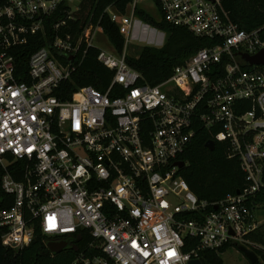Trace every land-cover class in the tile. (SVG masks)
<instances>
[{"label":"built area","instance_id":"1","mask_svg":"<svg viewBox=\"0 0 264 264\" xmlns=\"http://www.w3.org/2000/svg\"><path fill=\"white\" fill-rule=\"evenodd\" d=\"M146 1L160 21L211 41L154 85L126 51L94 43L102 29L94 13L81 31H63L80 3L0 0L2 246L24 248L39 232L75 249L71 264H190L247 246L261 224L264 65L241 54L264 50L263 27L240 28L222 0H132L124 12L105 10L126 45ZM49 25L56 35L23 64L22 48ZM92 48L113 72L109 87L82 86L62 100L56 89ZM201 129L228 143L245 175L242 189L218 201L201 200L175 164Z\"/></svg>","mask_w":264,"mask_h":264},{"label":"trees","instance_id":"2","mask_svg":"<svg viewBox=\"0 0 264 264\" xmlns=\"http://www.w3.org/2000/svg\"><path fill=\"white\" fill-rule=\"evenodd\" d=\"M132 0H81L80 9L75 13V20H70L64 32H79L83 29L91 14L92 20L97 22L108 35L115 50L123 52L125 38L119 32L116 24L110 19L106 8L112 6L121 12ZM229 11L232 21L240 28L254 30L263 27L261 35L264 38V0H222ZM68 8V7H67ZM136 15L145 23L168 34L162 47L144 46L137 57H128L131 66L139 70L150 84H157L168 78L175 66L184 64L198 49L211 43L210 40L197 37L188 30L175 27L166 21H157L145 10L137 8ZM66 18V13H60L49 19L56 22ZM52 25L48 26V33H39L33 41L22 48V63L36 49L46 45L49 38L56 35ZM48 34V36H47ZM98 49L92 48L84 57L81 65L73 72L71 78L64 81L55 94L62 100H72L80 87L92 85L106 90L113 78V72L97 60ZM215 139L212 133L201 129L185 153L180 158L185 162L179 173L187 181L189 188L201 200L218 201L229 193H236L245 186V175L241 169L238 157H230V150L226 141L215 139L213 150L207 148L206 143ZM264 180V177H263ZM1 192V187H0ZM255 202L264 207V187L256 193ZM246 245L259 256L255 264H264V222L246 236ZM48 243L37 232L34 241L21 249H13L0 244V264H71L75 259L76 250L65 248L60 253H53L48 249ZM259 245V248L253 247ZM233 245L227 244L219 250L206 251L201 255L203 264H224L220 255Z\"/></svg>","mask_w":264,"mask_h":264},{"label":"rangeland","instance_id":"3","mask_svg":"<svg viewBox=\"0 0 264 264\" xmlns=\"http://www.w3.org/2000/svg\"><path fill=\"white\" fill-rule=\"evenodd\" d=\"M75 3H81V0H74ZM140 8L149 13L157 21H160V14L151 1H146L140 4ZM168 34L162 30L154 28L145 23L139 16H135V24L133 31L129 37V43H124L123 52L126 51L128 57H137L140 50L147 45L162 47L166 42ZM94 43L106 50L115 51L113 44L108 38V35L99 29ZM258 219L264 222V207L260 206L256 210ZM253 250V249H252ZM224 264H251L247 257L236 247L232 246L220 253Z\"/></svg>","mask_w":264,"mask_h":264},{"label":"water","instance_id":"4","mask_svg":"<svg viewBox=\"0 0 264 264\" xmlns=\"http://www.w3.org/2000/svg\"><path fill=\"white\" fill-rule=\"evenodd\" d=\"M242 58L248 62L251 65H264V50L255 54V55H247V54H241ZM207 148L210 150H213L215 147V141L210 139L206 143ZM178 167L182 168L185 166L184 161H177L175 163ZM48 249L53 253H60L65 248H67L66 242H50L48 243ZM238 249L247 257V259L251 262V264H255L259 261V256L257 253L250 249L249 247L245 245H238ZM190 264H202L200 260H193Z\"/></svg>","mask_w":264,"mask_h":264}]
</instances>
